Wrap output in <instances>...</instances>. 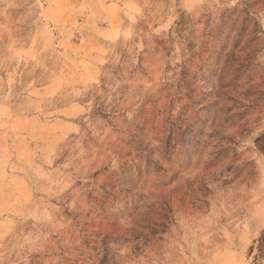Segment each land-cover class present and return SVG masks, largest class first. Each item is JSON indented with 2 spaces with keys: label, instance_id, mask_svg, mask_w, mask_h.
<instances>
[{
  "label": "rangeland",
  "instance_id": "374dc122",
  "mask_svg": "<svg viewBox=\"0 0 264 264\" xmlns=\"http://www.w3.org/2000/svg\"><path fill=\"white\" fill-rule=\"evenodd\" d=\"M0 264H264V0H0Z\"/></svg>",
  "mask_w": 264,
  "mask_h": 264
}]
</instances>
